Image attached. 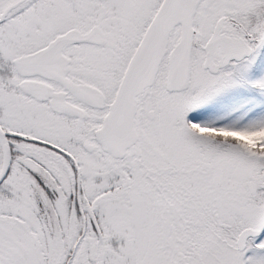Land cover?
Returning <instances> with one entry per match:
<instances>
[{"label": "snow or ice", "instance_id": "6c2138e0", "mask_svg": "<svg viewBox=\"0 0 264 264\" xmlns=\"http://www.w3.org/2000/svg\"><path fill=\"white\" fill-rule=\"evenodd\" d=\"M0 264H264V0H0Z\"/></svg>", "mask_w": 264, "mask_h": 264}]
</instances>
